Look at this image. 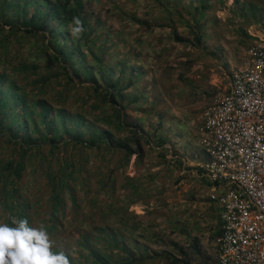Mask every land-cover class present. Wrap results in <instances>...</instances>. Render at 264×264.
Returning <instances> with one entry per match:
<instances>
[{
	"label": "rangeland",
	"instance_id": "obj_1",
	"mask_svg": "<svg viewBox=\"0 0 264 264\" xmlns=\"http://www.w3.org/2000/svg\"><path fill=\"white\" fill-rule=\"evenodd\" d=\"M84 3L93 50L112 62L115 76L126 65L127 77L136 83L128 92L139 101H124L131 103L126 113L130 121L139 123L147 139L141 159L134 154L127 164L120 150H107L103 144L101 149H84L85 169L74 182L80 185L79 201L73 204L65 192V225L49 234L53 251L64 252L70 264H119L130 255L141 259V264H205L214 258L221 224L219 206L210 202L207 180L199 171L203 154L196 126L206 105L227 89L231 72L244 61L248 46L264 39L260 13L253 16L249 8L250 3L264 8V0H208L207 9L200 0ZM23 32L14 34L16 43L10 46L14 61L6 71L30 97H36L32 67L51 71L52 60L41 52L49 38ZM132 69H139L137 79L130 75ZM83 82L73 86L60 78L46 98L91 119L99 117L103 108ZM65 91L70 93L61 97ZM111 126L116 141L130 134L120 136ZM158 136L167 138V143L158 144ZM8 146L3 156L11 158L14 151ZM49 152V147L37 150V158L28 160L18 182L23 196L31 200L28 212L34 227L46 228L50 217L49 170L56 173L66 157L76 164L82 160L72 157L80 155L72 145L42 161ZM11 219L0 205V222L10 224Z\"/></svg>",
	"mask_w": 264,
	"mask_h": 264
},
{
	"label": "trees",
	"instance_id": "obj_2",
	"mask_svg": "<svg viewBox=\"0 0 264 264\" xmlns=\"http://www.w3.org/2000/svg\"><path fill=\"white\" fill-rule=\"evenodd\" d=\"M200 1L202 8L207 9L208 0ZM84 8V0H0V205L11 215L10 226H14L11 223L13 219H27L29 225L34 227L28 212L32 210L31 200L23 196L18 182L24 175L28 160L34 156L37 158V150L50 148L49 154L42 156V161H45L49 155L72 145L80 151V155L76 153L72 157L82 158L76 164L75 160L66 157L56 173L52 170L47 173L50 187L47 209L49 208L50 217L46 229L52 236L60 226L65 225V192H69L73 204L79 201L76 192L80 185L74 182L81 179L80 175L85 169L87 153L84 149H101L103 144L107 150H120L123 164H127L134 154H137V159H141L143 142L147 139L139 123L130 121L126 113L131 103L124 101L135 104L139 101L137 95L133 96L128 92L136 83L132 77H127L126 65L122 64L120 75L115 76V66L110 64L112 62L93 50L94 40H90L86 31ZM249 8L253 16L258 11L260 20L264 21V8L253 3L249 4ZM74 17H78L83 23L84 31L79 38L69 33L70 28L75 27ZM19 31H24L27 36L43 35L49 38L48 43H43L44 49L41 52H46L52 60L53 68L51 66V71L48 72L32 67L36 69L33 71L36 76L35 84L38 86L36 97H30L25 87L10 78L6 71L14 61L10 46L16 43L14 34ZM195 39L200 41L198 37ZM177 40L187 41L180 37ZM86 49L89 53H85ZM25 68L27 72L29 68ZM130 75L137 79L139 69H132ZM60 78H65L73 86L81 85L85 80L98 99V106L101 104L103 108L99 117L91 119L63 104L50 102L46 94L50 91V86ZM125 79L129 81L126 83ZM69 93L65 91L61 97H67ZM109 109L115 113L110 115ZM101 124L105 126L104 129ZM110 125H115V131L120 136L123 132L130 134L123 135L116 141L109 129ZM156 141L162 146L167 143V138L158 136ZM5 146L13 148L11 158L3 156ZM35 164L36 161L32 164L33 171ZM86 244L90 245L89 242ZM122 253L128 256L126 248H122ZM141 263V259L130 255L122 257L119 264Z\"/></svg>",
	"mask_w": 264,
	"mask_h": 264
},
{
	"label": "built area",
	"instance_id": "obj_3",
	"mask_svg": "<svg viewBox=\"0 0 264 264\" xmlns=\"http://www.w3.org/2000/svg\"><path fill=\"white\" fill-rule=\"evenodd\" d=\"M264 24V21H263ZM221 233L205 264H264V39L245 51L227 89L196 126Z\"/></svg>",
	"mask_w": 264,
	"mask_h": 264
},
{
	"label": "clouds",
	"instance_id": "obj_4",
	"mask_svg": "<svg viewBox=\"0 0 264 264\" xmlns=\"http://www.w3.org/2000/svg\"><path fill=\"white\" fill-rule=\"evenodd\" d=\"M75 38L83 33V23L73 18ZM0 222V264H70L64 252L53 251V241L45 228L32 227L27 219Z\"/></svg>",
	"mask_w": 264,
	"mask_h": 264
},
{
	"label": "crops",
	"instance_id": "obj_5",
	"mask_svg": "<svg viewBox=\"0 0 264 264\" xmlns=\"http://www.w3.org/2000/svg\"><path fill=\"white\" fill-rule=\"evenodd\" d=\"M204 158L205 157H203V161H204ZM199 166V165H198ZM200 168V167H199ZM199 171H201L202 173H203V170L200 168L199 169ZM203 176H204V173H203ZM205 177V176H204ZM207 180V179H206ZM207 183H208V181H207ZM208 186H209V183H208ZM211 193V189H210V187H209V194ZM209 200H210V198H209ZM210 202H211V200H210ZM212 203V202H211ZM218 215H219V219H220V211H218ZM220 224H221V221H220ZM215 255H216V252H215ZM215 255L213 256L214 258H215ZM213 258V259H214Z\"/></svg>",
	"mask_w": 264,
	"mask_h": 264
}]
</instances>
